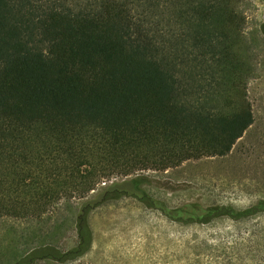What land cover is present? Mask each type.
I'll return each mask as SVG.
<instances>
[{"label": "trees", "instance_id": "16d2710c", "mask_svg": "<svg viewBox=\"0 0 264 264\" xmlns=\"http://www.w3.org/2000/svg\"><path fill=\"white\" fill-rule=\"evenodd\" d=\"M250 1L0 0V219L84 199L75 247L0 264L76 261L105 202L160 206L137 174L233 149L255 121Z\"/></svg>", "mask_w": 264, "mask_h": 264}, {"label": "rangeland", "instance_id": "374dc122", "mask_svg": "<svg viewBox=\"0 0 264 264\" xmlns=\"http://www.w3.org/2000/svg\"><path fill=\"white\" fill-rule=\"evenodd\" d=\"M247 6L248 38L258 57L248 83L255 121L243 137L227 155L137 174L159 207L128 196L109 200L90 214L93 240L84 256L36 264H264V210L249 212L264 202V0ZM83 201H62V210L32 222L0 219V261L11 263L42 244L75 247ZM211 208L217 211L209 216Z\"/></svg>", "mask_w": 264, "mask_h": 264}, {"label": "bare ground", "instance_id": "6f19581e", "mask_svg": "<svg viewBox=\"0 0 264 264\" xmlns=\"http://www.w3.org/2000/svg\"><path fill=\"white\" fill-rule=\"evenodd\" d=\"M250 202V201H249Z\"/></svg>", "mask_w": 264, "mask_h": 264}]
</instances>
